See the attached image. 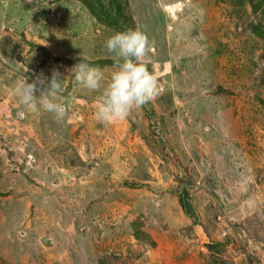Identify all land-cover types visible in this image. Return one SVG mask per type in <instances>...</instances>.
I'll list each match as a JSON object with an SVG mask.
<instances>
[{"label":"rangeland","instance_id":"374dc122","mask_svg":"<svg viewBox=\"0 0 264 264\" xmlns=\"http://www.w3.org/2000/svg\"><path fill=\"white\" fill-rule=\"evenodd\" d=\"M89 1L0 0V264H212L211 244L226 264H264V39L249 0ZM129 29L152 43L159 90L102 123V89L72 69L114 62L106 40ZM100 68L107 83L115 69ZM54 74L59 121L15 93Z\"/></svg>","mask_w":264,"mask_h":264},{"label":"clouds","instance_id":"9594fccd","mask_svg":"<svg viewBox=\"0 0 264 264\" xmlns=\"http://www.w3.org/2000/svg\"><path fill=\"white\" fill-rule=\"evenodd\" d=\"M105 47L113 55L115 69L107 83L104 70L93 66L84 55L73 67L72 77L86 89H102L96 101L95 117L102 123H110L127 118L133 110L149 103L156 96L159 83L154 72L148 69L147 56L152 43L145 32L139 29L116 32L106 40ZM63 82L58 79V74H54L45 89V82L39 77L33 83L25 79L17 85L15 93L27 111L43 110L54 114L59 121L66 115V105L59 100ZM18 116L23 118L25 112L20 111Z\"/></svg>","mask_w":264,"mask_h":264},{"label":"trees","instance_id":"16d2710c","mask_svg":"<svg viewBox=\"0 0 264 264\" xmlns=\"http://www.w3.org/2000/svg\"><path fill=\"white\" fill-rule=\"evenodd\" d=\"M85 5L89 9H94L92 3L89 0H84ZM250 5L252 6V13L257 18L259 25L253 26V32L260 38L264 39V0H249ZM122 8V7H120ZM124 11L125 9L122 8ZM93 11V10H92ZM82 59H79V63ZM93 66H113L114 62L112 61H101V62H91ZM149 104V103H147ZM183 184V191L179 196V204L182 207V210L185 214L190 217L195 225H201L202 219L193 203L192 195V186L187 183L184 179H181ZM219 244L208 245L207 248L210 251L212 264H226L225 261L218 255Z\"/></svg>","mask_w":264,"mask_h":264}]
</instances>
